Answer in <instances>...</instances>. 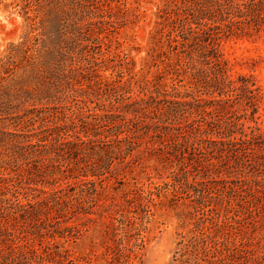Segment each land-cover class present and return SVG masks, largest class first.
Instances as JSON below:
<instances>
[{
  "label": "trees",
  "instance_id": "obj_1",
  "mask_svg": "<svg viewBox=\"0 0 264 264\" xmlns=\"http://www.w3.org/2000/svg\"><path fill=\"white\" fill-rule=\"evenodd\" d=\"M129 1L0 0L26 27L0 58V264H75L53 241L80 230L62 224L107 212L125 234L110 239L108 264H141L134 220L179 202L199 231L194 264H229L235 225L264 211V94L218 50L261 37L264 0H163L139 70L122 53L124 70L106 76L114 60L95 46L118 34ZM142 148L177 167L170 181L144 189L132 179L121 202H103L112 169H132Z\"/></svg>",
  "mask_w": 264,
  "mask_h": 264
},
{
  "label": "rangeland",
  "instance_id": "obj_2",
  "mask_svg": "<svg viewBox=\"0 0 264 264\" xmlns=\"http://www.w3.org/2000/svg\"><path fill=\"white\" fill-rule=\"evenodd\" d=\"M162 4L163 0H130L127 3V11L123 16L119 15V19L123 21V27L118 34L112 37L106 46L99 44L95 46V52H102L106 55L105 57L114 60L108 65L113 69L105 72L106 76L111 74L115 76L118 70H124L122 61L116 57L121 56L122 53L129 54L134 61L135 72L139 70L151 43V34L155 30L157 9ZM25 30V23L20 15L0 12V58L5 55L10 44L20 42ZM218 50L234 74L255 77L264 94V31L257 39L232 38L222 41L218 45ZM155 73L156 69H153L151 75ZM235 106L237 110L241 107L239 104ZM259 106L258 123L264 126V98ZM142 151L143 148L140 152H135L141 159L134 163L132 169H123L122 165L112 169L114 176L120 175L117 178L108 177L106 180L105 189L100 198L103 202H109L112 198L121 202L124 193L132 188L134 182L132 179H135L144 189H153L170 181L171 172L177 167L148 157L143 158ZM189 180H192V176ZM120 181H124V184H120ZM257 208L259 215L256 210L248 216L247 220L235 225L236 229L234 234L230 235V241L231 246L235 245L238 249L234 257L231 255L229 264H264V211H261L260 205ZM188 212V208L179 202L176 207H159L154 211L153 217L134 220L136 229L140 231L139 238L144 241L141 264H183L181 261L184 264H194L197 259L202 258L196 252L199 250L197 242L199 231L193 228L192 220L186 217ZM89 219L94 221L91 222ZM110 222L108 212L102 218L94 215L89 217L77 215L62 226L77 227L80 233L76 236L65 234L70 238L57 237L53 242L60 243L71 250L75 264H108L104 254L107 246L112 243L110 239L115 238L116 234L119 236L115 239L125 237L121 231L114 232ZM133 233L134 237L124 239V244H128V247L137 238L138 233L134 231H129V236H133ZM47 240L50 241V239ZM180 243L182 245H179ZM226 255L227 251L222 252L223 257Z\"/></svg>",
  "mask_w": 264,
  "mask_h": 264
}]
</instances>
